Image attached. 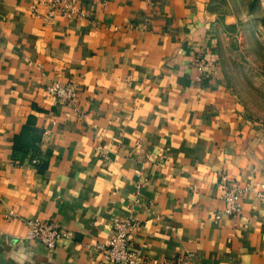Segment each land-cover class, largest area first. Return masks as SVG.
Here are the masks:
<instances>
[{
    "label": "crops",
    "instance_id": "0c3cea01",
    "mask_svg": "<svg viewBox=\"0 0 264 264\" xmlns=\"http://www.w3.org/2000/svg\"><path fill=\"white\" fill-rule=\"evenodd\" d=\"M48 1L0 0V264H104L124 218L149 262L264 264V123L212 70L209 0H74L80 19ZM68 82L55 106L47 86ZM31 220L69 236L50 250Z\"/></svg>",
    "mask_w": 264,
    "mask_h": 264
},
{
    "label": "rangeland",
    "instance_id": "374dc122",
    "mask_svg": "<svg viewBox=\"0 0 264 264\" xmlns=\"http://www.w3.org/2000/svg\"><path fill=\"white\" fill-rule=\"evenodd\" d=\"M219 25L212 69L252 118L264 123V0H209Z\"/></svg>",
    "mask_w": 264,
    "mask_h": 264
},
{
    "label": "built area",
    "instance_id": "2783aa9c",
    "mask_svg": "<svg viewBox=\"0 0 264 264\" xmlns=\"http://www.w3.org/2000/svg\"><path fill=\"white\" fill-rule=\"evenodd\" d=\"M50 12L49 18L60 15L68 19H80L84 17L82 10L77 7L74 0H49L47 3ZM37 15V8H33ZM46 93L53 99L55 106H65L74 103L78 98L77 86L74 82L66 84L54 83L48 85ZM224 201L225 209L223 215L235 217L240 215L242 204L240 202L242 189L237 181L223 176ZM264 201V185L262 191L258 194ZM220 219V216L217 217ZM29 227L28 239L40 241L48 249L54 250L59 241L69 236L62 231L61 226L55 222H45L41 220H31L26 222ZM113 230L109 240L100 244L97 250L106 256L104 264H159L156 260L153 262L146 261L140 255L131 250L132 235L139 230L140 224L131 218L115 219ZM189 257H179L175 262L170 264H188ZM165 264V263H164Z\"/></svg>",
    "mask_w": 264,
    "mask_h": 264
}]
</instances>
